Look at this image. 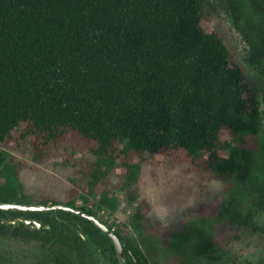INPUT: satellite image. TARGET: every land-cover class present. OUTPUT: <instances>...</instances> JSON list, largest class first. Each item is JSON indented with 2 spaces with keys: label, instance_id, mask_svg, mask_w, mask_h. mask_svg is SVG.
Instances as JSON below:
<instances>
[{
  "label": "trees",
  "instance_id": "1",
  "mask_svg": "<svg viewBox=\"0 0 264 264\" xmlns=\"http://www.w3.org/2000/svg\"><path fill=\"white\" fill-rule=\"evenodd\" d=\"M223 1L249 46L244 63L204 27L211 0H0V202L66 203L99 217L115 213L123 191L138 201L127 220L114 228L99 218L127 264H219L241 228L264 233V0ZM159 154L225 192L175 224L152 220L139 181ZM59 157L80 174L67 198L28 192L23 170ZM7 236L37 245L33 264H120L101 228L63 209H0ZM15 258L0 248V264ZM233 264H264V250Z\"/></svg>",
  "mask_w": 264,
  "mask_h": 264
},
{
  "label": "rangeland",
  "instance_id": "2",
  "mask_svg": "<svg viewBox=\"0 0 264 264\" xmlns=\"http://www.w3.org/2000/svg\"><path fill=\"white\" fill-rule=\"evenodd\" d=\"M211 3V13L209 19L203 24L204 27L222 33L228 40L237 60L244 63L248 56L249 46L242 33L234 26L229 8L223 0H211ZM251 84L256 87V91L262 99L263 93L259 81L255 80L253 76ZM262 109L264 110L263 101ZM221 135L222 137H229V132L223 130ZM18 156L26 159L29 164L33 163L28 153H18ZM156 158L161 164L146 163L139 181L140 196L152 204L150 215L154 221L158 220L166 225L175 224L184 217L188 210H194L200 204H206L225 192V186L220 180L206 176L202 181L203 184L199 185L196 182L197 176L195 174H187L183 171L185 164H170L161 154L156 155ZM61 162L62 158L59 157L49 163L38 165L36 171L30 168L24 169L22 179L27 186V191L36 197L45 193L65 200L67 198L66 191L73 186L72 178H79L80 174L78 167L62 165ZM121 172L122 170L118 171V173ZM118 180L119 177H114L115 182ZM115 194L118 196L119 204L113 215H110L107 209L97 211V215L104 221L108 220L114 228L124 223L138 205V201L130 202L127 194L123 191L115 190ZM82 204L83 201L81 200L77 202L79 206ZM95 204L96 200L94 199L88 203L92 207ZM238 232L240 238L235 242L233 258H243L258 249L264 250V238L258 237L257 232H250L245 228H241ZM261 238L263 241L253 249L252 242H259ZM0 248L16 255L14 264H33L29 259L37 245L34 242L28 244L21 239L7 236L0 241ZM107 261V264H112L109 259Z\"/></svg>",
  "mask_w": 264,
  "mask_h": 264
},
{
  "label": "water",
  "instance_id": "3",
  "mask_svg": "<svg viewBox=\"0 0 264 264\" xmlns=\"http://www.w3.org/2000/svg\"><path fill=\"white\" fill-rule=\"evenodd\" d=\"M0 209H18V210H51V209H63L70 211L72 213H75L77 215H80L84 218H87L91 221H93L99 228H101L112 240V242L115 245L117 256L119 259L120 264H127V257L125 253V249L123 246V243L119 236L116 234L115 230L113 228H110L107 223H105L103 220H101L99 217H97L94 214L88 213L83 209L82 207H77L74 205L66 204V203H32V204H27V203H19V202H6L2 201L0 202ZM26 222H29V220H26ZM37 226H39V223H36ZM258 237H263L264 238V233L262 232H257ZM263 238L259 242H252L253 249L254 247H258L260 243L263 241ZM252 249V250H253ZM244 258V257H243ZM243 258L238 257L237 260H242ZM234 260L230 258L226 263L223 264H233Z\"/></svg>",
  "mask_w": 264,
  "mask_h": 264
},
{
  "label": "flooded vegetation",
  "instance_id": "4",
  "mask_svg": "<svg viewBox=\"0 0 264 264\" xmlns=\"http://www.w3.org/2000/svg\"><path fill=\"white\" fill-rule=\"evenodd\" d=\"M26 223H30V220H29V222H26ZM115 250H116V248H115ZM125 253H126V252H125ZM116 255H117V252H116ZM233 255H234V254H232V255L229 257V259L232 258L234 261L237 260L238 257H237V258H235V257L233 258V257H232ZM117 257H118V256H117ZM229 259H228V260H229ZM228 260H227V261H228ZM227 261L222 262V263H219V264L226 263Z\"/></svg>",
  "mask_w": 264,
  "mask_h": 264
}]
</instances>
